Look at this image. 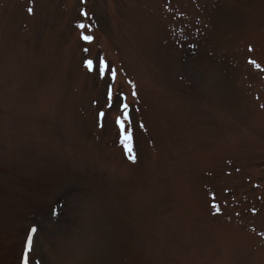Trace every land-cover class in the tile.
<instances>
[{"label": "rangeland", "instance_id": "rangeland-1", "mask_svg": "<svg viewBox=\"0 0 264 264\" xmlns=\"http://www.w3.org/2000/svg\"><path fill=\"white\" fill-rule=\"evenodd\" d=\"M25 260L264 264V0H0V264Z\"/></svg>", "mask_w": 264, "mask_h": 264}, {"label": "snow or ice", "instance_id": "snow-or-ice-1", "mask_svg": "<svg viewBox=\"0 0 264 264\" xmlns=\"http://www.w3.org/2000/svg\"><path fill=\"white\" fill-rule=\"evenodd\" d=\"M81 27H83V25H81ZM82 39L85 41V43H91L92 42V38L90 36H83ZM251 51V49H250ZM249 63H254L253 61H249ZM86 67L91 71L93 70V63L92 61H88L86 63ZM107 70V65L104 64L103 62L100 63V66H99V71H100V74L101 76H103L104 72ZM112 76H113V79L115 78V73L113 72L112 73ZM109 99H111V95H109ZM121 112L123 113V118L121 119L120 117H118L116 119V125L120 128L121 132L123 133L124 131V123L123 121L124 120H127L128 119V116H127V105H124L122 108H121ZM101 116H103V113L101 114ZM36 232V229H32V233H35ZM31 246H32V237L29 236L28 238V248L29 250H31ZM25 264H27V260H25Z\"/></svg>", "mask_w": 264, "mask_h": 264}, {"label": "trees", "instance_id": "trees-1", "mask_svg": "<svg viewBox=\"0 0 264 264\" xmlns=\"http://www.w3.org/2000/svg\"><path fill=\"white\" fill-rule=\"evenodd\" d=\"M100 118H101V117H100ZM100 118H99V119H100Z\"/></svg>", "mask_w": 264, "mask_h": 264}]
</instances>
